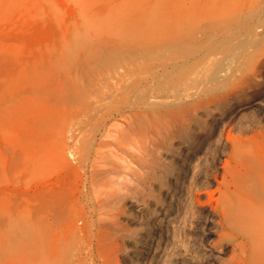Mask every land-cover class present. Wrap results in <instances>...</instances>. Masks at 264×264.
Masks as SVG:
<instances>
[{
  "label": "rangeland",
  "instance_id": "374dc122",
  "mask_svg": "<svg viewBox=\"0 0 264 264\" xmlns=\"http://www.w3.org/2000/svg\"><path fill=\"white\" fill-rule=\"evenodd\" d=\"M83 1L79 8L55 0L56 13L41 15L40 5L32 12L25 1L0 0L1 229L19 226L26 207L35 220L44 194L76 211L84 204L90 241L100 219L108 264L144 262L138 261L139 252L147 256L141 245L157 226L167 230L166 264H224L233 241L225 236L222 251L210 246L220 227L215 204L203 193L217 183L206 177L215 167L222 171L233 137L264 121V78L252 87L232 80L218 94L209 72L227 52L238 55L230 66L244 70V29L185 81L181 65L163 70L179 47L169 53L161 47L135 64L117 62L121 54H111L102 41L116 35L119 23L109 21L100 4ZM96 16V24L88 22ZM30 95L37 104L27 103ZM24 104L42 109L34 111L40 123Z\"/></svg>",
  "mask_w": 264,
  "mask_h": 264
},
{
  "label": "bare ground",
  "instance_id": "6f19581e",
  "mask_svg": "<svg viewBox=\"0 0 264 264\" xmlns=\"http://www.w3.org/2000/svg\"><path fill=\"white\" fill-rule=\"evenodd\" d=\"M22 1L28 4L29 11H32L34 6L40 5L42 9L38 12H41V15L44 12L51 15L56 13V8L53 6L55 0ZM65 1H73L79 8L85 6L83 0ZM87 1L100 4L106 18L119 23L118 30L113 31L116 35L101 36L105 37L102 43L108 42L111 54H121L115 59L117 62L135 64L140 60L149 59L152 51L161 50V47H164L168 53L173 48L179 47V55L165 64L163 70L167 71V66L176 68L181 65L183 71L185 73L187 71V74H184L186 81L190 78V74L193 71L196 72L200 65L212 55L228 50L229 42L236 38L243 28L246 35L243 44L248 47L244 70H241L242 66L235 69L230 66L231 57L238 60V55L236 52H227L222 59H217L218 61L209 72V80H213L212 83L216 84L213 90L218 94L222 93V88L232 80L234 83L244 81L252 87L255 82H260L259 80L264 78V0ZM16 9L15 7L14 10ZM11 14H6V17L7 15L11 17ZM98 21L97 16L88 19L91 24H96ZM99 42L97 41L98 44ZM70 57L72 59H68L73 60V55ZM106 61H108L107 58ZM241 64H244L243 61ZM196 77L198 78V75ZM30 81L32 82V79ZM39 83L41 85V82ZM33 84L30 83V86ZM43 84L41 86L45 87L46 84ZM184 84L188 86L186 82ZM227 90L230 91L231 87ZM28 98V100L31 99L26 100L29 104L33 100L32 95ZM32 102L37 104L34 100ZM30 107L28 106L29 110L26 111H29L28 114L33 112L30 115H35L34 118L26 113L21 116H25L26 119L28 115L34 121L39 110L37 106L34 109L32 105L34 110L30 111ZM35 110L37 111L34 114ZM22 112L24 113L25 109ZM36 119L38 120L37 117ZM26 121L28 120L24 121L25 124ZM248 127L247 135L233 137L234 139L231 137V150L228 157L224 159L222 171H218L215 167L206 177V183L215 181L217 185L213 190L204 189L203 191L207 196V202L215 204L212 211L218 217L217 224L220 227L217 238L211 242L210 246L219 247L222 251V247L226 244L225 236L232 238L233 241L223 261L224 264H264V121L252 122ZM227 142H230L228 138ZM43 156L41 157L44 162L45 156ZM46 185V181H42L43 191ZM196 193L198 199L201 192ZM97 201L100 204L98 199L95 202ZM69 205H57L53 199L45 200L42 194L35 220L32 219L26 207L20 213L23 214L21 224L16 223L19 226L7 225L5 229L0 227V264H108V261L103 258L104 243L100 219L98 218L96 222L95 239L90 241L87 237L89 226H87L88 219L84 204L78 211H76L78 208L74 210L72 204ZM231 209L234 210L233 213ZM228 216L232 218L229 219ZM156 228L154 231L150 230L146 241L142 242L141 247L147 251V256L139 252L138 261L144 260L141 264H166L167 262L163 260L161 252L169 243L167 230L164 231L162 226ZM209 234L210 231L206 232L205 238ZM175 253H181V249L176 247ZM96 260H100V263ZM183 262L185 261L181 259L169 260L168 264H184ZM196 264L208 263L201 261Z\"/></svg>",
  "mask_w": 264,
  "mask_h": 264
}]
</instances>
